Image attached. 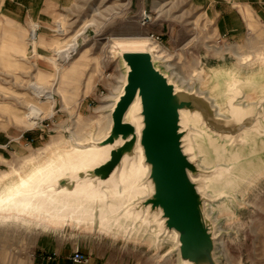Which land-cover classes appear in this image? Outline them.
I'll return each instance as SVG.
<instances>
[{
    "label": "rangeland",
    "instance_id": "obj_1",
    "mask_svg": "<svg viewBox=\"0 0 264 264\" xmlns=\"http://www.w3.org/2000/svg\"><path fill=\"white\" fill-rule=\"evenodd\" d=\"M199 1L40 0L49 12L36 19L0 13V46L10 33L25 46L21 53L0 51V175L19 169L27 157L61 138H72V132L95 136L101 131L98 125L107 113L101 107L124 73L114 37H147L154 53H164L162 68L184 88L209 97L222 115L232 76L239 80V101L263 97L264 63L237 64L264 56V25L254 19L253 28L238 38L220 36L207 3ZM73 41L76 52L63 61L58 52ZM191 127L200 163L213 168L214 147L225 146L224 158L241 154L230 166L233 173L249 174L233 190L224 175L208 183L206 190L216 199L206 205L217 228L215 258L219 264H264V133L231 147L204 125ZM29 205L54 228L0 220V264H181L173 237L159 233L154 221L122 219L120 226L111 221L103 228L100 218L70 212L58 217L69 224L57 229L54 211ZM76 249L84 255L82 262L72 261Z\"/></svg>",
    "mask_w": 264,
    "mask_h": 264
},
{
    "label": "water",
    "instance_id": "obj_2",
    "mask_svg": "<svg viewBox=\"0 0 264 264\" xmlns=\"http://www.w3.org/2000/svg\"><path fill=\"white\" fill-rule=\"evenodd\" d=\"M117 55L124 69V80L112 107L106 110L110 117L106 136L96 143L98 147L107 146V152L98 164L78 172L77 177L61 178L58 186L72 190L76 181L89 179L93 184L101 182L103 187L102 182L138 158L139 147L142 163L148 167L144 185L150 190L144 197L133 200L127 208L128 217L121 216L120 220L138 219L145 224L154 221L159 233L172 237L176 233L173 239L181 264H219L214 256L217 228L206 207L216 199L207 192L204 179L226 175L222 173L223 166H199L191 141L192 125L185 122L181 113L195 115L198 124L204 125L213 138L230 142L232 147L248 142L241 139L248 129L255 136L264 133V96L249 103L251 112L240 119L230 110L227 97V113L220 115L209 97L184 88L162 68L161 60L148 51L118 48ZM240 94V91L235 94L231 103L241 102ZM135 100L139 102V130L126 120ZM188 146L193 150L185 152ZM194 152L196 156L190 159Z\"/></svg>",
    "mask_w": 264,
    "mask_h": 264
},
{
    "label": "bare ground",
    "instance_id": "obj_3",
    "mask_svg": "<svg viewBox=\"0 0 264 264\" xmlns=\"http://www.w3.org/2000/svg\"><path fill=\"white\" fill-rule=\"evenodd\" d=\"M160 1L161 0H155L157 4H159ZM34 34L35 29L33 30L32 40H34ZM112 40H114L112 47L115 46L119 48L120 51L146 50L152 54L154 58L159 59L163 58L164 55L162 52L154 53L156 49L152 47L149 39L145 36L125 38L114 37ZM73 42L74 43H71L67 49L58 52L63 61H67V59L71 58V55L76 52L77 43L75 41ZM241 58L240 56L239 59ZM258 60L264 63V56H258V58L253 56L247 59V62L245 64L243 63L244 65L241 64L242 62H238L237 65L239 68H242ZM118 78V85L114 87L111 96L106 98V101L109 102L103 105L101 109L109 111L112 107L115 100L114 98L120 92L122 85L120 83L124 80V74H120ZM238 85L239 80L232 76L230 82L227 84L226 95L230 101V110L236 118L240 119L245 116L247 112H251V109L248 108V104L252 102L247 101L245 105L241 102L237 104L231 103L232 97L236 96L235 94L239 92ZM138 111L139 102L135 100L129 107L126 115V120L131 121L137 130L140 129L141 119ZM218 114L220 113L218 112ZM181 115L186 123L189 122L192 126L196 124L197 117L195 115L189 117L188 115L186 116L185 112H182ZM101 122L102 124L98 125V128L102 125L101 131L95 136L86 134L81 135L80 133L72 132V138H61L55 144H51L41 151L40 155L27 157L19 169H14L11 173L3 172L0 175V220L5 221V219H10L14 222V219H16L26 224H36L42 228L46 227L47 225L44 219L41 218V216L37 217L33 214V209L29 205V203H33L42 208H47L48 211H54L57 216L54 215L52 219L57 229L68 223H60L58 217L61 216V214L62 216L70 217V215H67L70 214V212H74V214L86 219H92L93 217L100 218L101 221H99V224L102 227L107 226V228H109L111 221L120 226L119 224L122 223L120 220L121 216L128 217L127 208L131 205L132 201L144 197L150 190L149 186L146 184L144 185L148 167L142 163L143 157L139 147L137 148L138 158L130 161L128 164L124 163L125 165L122 166L118 174L112 175L102 182L104 183L103 187H100L101 182L93 184L89 179L82 180L81 182L76 181L72 190L58 186V182L61 178L70 179L71 177H77L78 172L86 171V169L98 164L100 160L103 159L108 147H98L96 143L103 139L108 131L110 123L108 112L104 114V119ZM254 136V131L248 129L242 133L241 139L244 141L247 139H255ZM228 139L231 140L229 137ZM191 149L192 147L188 146L185 152ZM214 150L217 154V163L215 166H223V168H221L223 170L222 173L225 172L227 178L225 179V185L230 190L237 189L240 185L239 181L246 179L248 177L247 175H249L244 169H241L240 175H236L230 167L240 158L241 154H239V152H234L230 154V156L224 158V152L226 151L225 146H222L221 150H219L218 147H214ZM199 152L200 151L197 150L196 154L198 155ZM195 156L194 152L191 154L190 159H194ZM220 160L222 161L220 162ZM201 165L204 168L208 167L205 163L202 164V162L199 166ZM222 173L218 174L221 175ZM253 177L251 176V178ZM213 178L214 177L204 179L207 187L209 186L208 183L211 182ZM47 227L54 228V226ZM176 235L177 234L173 232L174 239ZM183 264H185V262H183Z\"/></svg>",
    "mask_w": 264,
    "mask_h": 264
},
{
    "label": "crops",
    "instance_id": "obj_4",
    "mask_svg": "<svg viewBox=\"0 0 264 264\" xmlns=\"http://www.w3.org/2000/svg\"><path fill=\"white\" fill-rule=\"evenodd\" d=\"M199 2V4L207 3V11L213 17L220 36L238 38L248 28H253L254 19L264 25V0H201ZM45 6L44 4V8H41L40 0H0V13L4 17L36 19L43 10L46 11L45 13L49 12V7L45 8ZM10 7L15 8L17 13H14ZM20 42L13 33H10L9 40L2 42L0 51L11 49L21 53L25 46Z\"/></svg>",
    "mask_w": 264,
    "mask_h": 264
},
{
    "label": "built area",
    "instance_id": "obj_5",
    "mask_svg": "<svg viewBox=\"0 0 264 264\" xmlns=\"http://www.w3.org/2000/svg\"><path fill=\"white\" fill-rule=\"evenodd\" d=\"M84 255H82L78 249H76L72 255L73 262H82L84 260Z\"/></svg>",
    "mask_w": 264,
    "mask_h": 264
}]
</instances>
